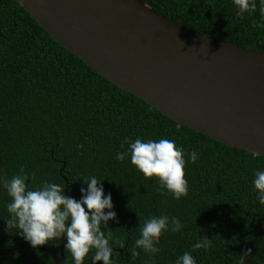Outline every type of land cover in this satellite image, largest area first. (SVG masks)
Returning <instances> with one entry per match:
<instances>
[{"label":"trees","instance_id":"trees-1","mask_svg":"<svg viewBox=\"0 0 264 264\" xmlns=\"http://www.w3.org/2000/svg\"><path fill=\"white\" fill-rule=\"evenodd\" d=\"M139 1L202 36L264 52V27L255 26L264 23L258 9L240 18L233 0ZM125 137L167 138L182 146L187 196H161L154 179H145L130 158L118 161L116 153L127 148L121 147ZM193 150L197 161L188 163ZM21 166L33 187L45 180L64 183L65 194L77 200L86 187L80 179L95 175L102 180L116 212L108 229L117 264L148 259L139 249L140 255L131 259L129 251L139 237V223L151 216H176L184 225L157 241L155 264H176L186 251L196 264H241L264 221V205L251 183L254 171L264 168V157L178 125L64 49L15 0H0V173L11 178ZM9 199L0 189V251L29 245L6 231ZM201 236L211 240L210 247L193 249ZM64 242L42 246L57 255L63 251L65 259L58 264H72ZM0 264L54 262L48 253L28 250L0 256ZM86 264H91L87 258ZM247 264H264V233Z\"/></svg>","mask_w":264,"mask_h":264},{"label":"water","instance_id":"water-1","mask_svg":"<svg viewBox=\"0 0 264 264\" xmlns=\"http://www.w3.org/2000/svg\"><path fill=\"white\" fill-rule=\"evenodd\" d=\"M15 1L109 83L178 125L264 157V52L185 29L139 0ZM263 233L264 221L241 264ZM28 250L50 254L54 264L65 259L30 245L0 256Z\"/></svg>","mask_w":264,"mask_h":264},{"label":"clouds","instance_id":"clouds-1","mask_svg":"<svg viewBox=\"0 0 264 264\" xmlns=\"http://www.w3.org/2000/svg\"><path fill=\"white\" fill-rule=\"evenodd\" d=\"M237 17L252 15L259 11L260 20L264 22V0H233ZM256 27H264L257 23ZM126 150L116 153L118 161L130 158L136 170L145 179L152 178L158 185L161 196L170 195L180 200L188 194V181L185 178L186 159L182 146L174 140H130L124 138L121 147ZM198 153L193 150L187 154V162L195 163ZM34 179V175L32 176ZM86 187L80 188V199L65 195L66 185L47 180L33 187L30 173L21 166L19 172L11 178L0 173V189L10 198L6 204L8 216L5 222L6 231L22 237L32 248L42 246L50 241L64 239L65 249L70 254L72 264H117L118 253L114 252L113 231L108 229V222L116 219L113 210L111 193L105 194L102 180L95 175L80 179ZM253 191L259 204L264 205V168L254 171ZM184 227L176 216L159 215L146 218L139 223V237L129 251L131 259L140 255L142 250L148 259L144 264H155L154 257L160 251L157 241L165 233H176ZM211 240L200 237L193 249L210 247ZM125 247V241L119 248ZM110 257H113L110 259ZM176 264H196L190 252H184Z\"/></svg>","mask_w":264,"mask_h":264}]
</instances>
